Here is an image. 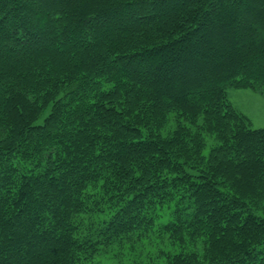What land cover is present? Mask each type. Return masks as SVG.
<instances>
[{
	"label": "trees",
	"instance_id": "trees-1",
	"mask_svg": "<svg viewBox=\"0 0 264 264\" xmlns=\"http://www.w3.org/2000/svg\"><path fill=\"white\" fill-rule=\"evenodd\" d=\"M230 89L264 95V0H0V264H264Z\"/></svg>",
	"mask_w": 264,
	"mask_h": 264
},
{
	"label": "rangeland",
	"instance_id": "rangeland-1",
	"mask_svg": "<svg viewBox=\"0 0 264 264\" xmlns=\"http://www.w3.org/2000/svg\"><path fill=\"white\" fill-rule=\"evenodd\" d=\"M228 100L237 112L249 119L252 129H264V95L261 94L260 90L230 89L228 91ZM171 130H173V128L169 126V129L164 131V134ZM204 139L206 142L204 152L207 155L210 150L216 146L217 142L213 134L205 133ZM162 215L163 217L160 221L167 223L166 221L169 219L168 212H164ZM182 245H184L186 249L198 248L199 251H201L202 247L201 243H196L195 246L192 243H185ZM142 247L146 248L145 251L138 254L130 251H124V253L119 254L117 252H112L115 256L111 259L102 258L101 264H167L166 259L163 258L164 256L157 254L158 249L159 252L163 251L167 253H169L170 250H182L179 244L172 245L168 239H159L152 242L151 245L143 243L138 249ZM146 254H150L151 257L154 258V261H151L150 258H146Z\"/></svg>",
	"mask_w": 264,
	"mask_h": 264
}]
</instances>
